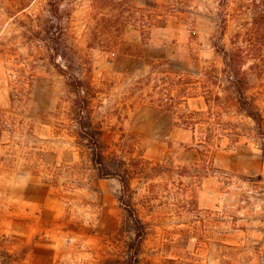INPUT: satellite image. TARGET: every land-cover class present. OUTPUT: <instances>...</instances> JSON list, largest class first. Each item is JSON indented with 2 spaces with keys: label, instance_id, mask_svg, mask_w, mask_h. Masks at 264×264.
Listing matches in <instances>:
<instances>
[{
  "label": "rangeland",
  "instance_id": "1",
  "mask_svg": "<svg viewBox=\"0 0 264 264\" xmlns=\"http://www.w3.org/2000/svg\"><path fill=\"white\" fill-rule=\"evenodd\" d=\"M161 1L107 0L100 10L94 0H62L60 5L68 20L66 42L77 50L80 68L85 66L83 58L92 59L94 82L103 89L95 116L103 124L108 152L128 158L114 145L123 143L125 134L140 142L147 159L172 162L179 170L201 162L193 133L173 127L168 113L147 105L141 94L128 92V86L147 72L146 58L168 59L173 70L193 72L202 60L220 61L211 45L217 31V17L208 10L211 0H192L189 18L168 16L153 28L147 45L139 29L129 26L124 40L135 48V56L110 55L88 46L91 26L118 13V3L150 8ZM44 4L36 0L33 12ZM129 14L125 10L119 20ZM22 31L0 0V109L27 122L20 134L5 132L0 139V264H124L134 234L119 201L120 183L100 179L89 150L77 146L68 129V81L26 43ZM252 77L255 87L249 95L264 116V75ZM14 94L22 95V102L13 104ZM200 105V99L190 102L193 109ZM224 118L240 127V135L227 131L213 150L210 158L217 172L195 182L175 172L148 184L134 182L135 207L148 223L142 264H225L229 249L224 244L237 246L234 264H264V124L258 129L233 107ZM187 195L195 196L202 210L199 217L178 215ZM208 210H228L237 229L215 224Z\"/></svg>",
  "mask_w": 264,
  "mask_h": 264
},
{
  "label": "trees",
  "instance_id": "2",
  "mask_svg": "<svg viewBox=\"0 0 264 264\" xmlns=\"http://www.w3.org/2000/svg\"><path fill=\"white\" fill-rule=\"evenodd\" d=\"M44 1L38 12L32 10L36 0H1V3L8 17L13 18L14 24L23 30L22 38L26 43L36 48L41 59L67 79L70 89L68 118L71 122L68 129L76 138L77 146L89 150L90 162L98 177L119 181V201L128 214L134 234L127 244L124 264H142L140 253L148 233V223L135 207L134 197L138 189L134 187V182L148 184L174 172L181 179L186 176L195 182L217 172L218 168L210 158L213 150L219 147L227 131H233L230 135L234 137L240 135V127L224 118L231 107L237 114L252 120L258 129L263 127L264 116L249 92L255 87L252 76L264 75V0H211L208 10L217 17V31L212 36L211 45L220 58L219 62L202 60L204 64L193 72L173 70V61L168 59L146 58L147 72L130 80L128 92L141 94L147 105L168 113L173 127L193 133L201 162L179 170L174 168L172 162L147 159L139 150L140 142L126 138L125 134H122L123 143L114 145L117 150L128 153V158H120L117 151L108 152L110 147L104 140L103 124L95 116V103L103 89L94 82L92 59L83 58L85 66L80 68L77 50L66 42L69 27L67 17L61 10L62 0ZM105 2L107 0H94L95 8L102 9ZM191 3L192 0H162L150 8H137L131 3L124 8L123 4L118 3V13L107 14L91 26L88 46L110 55L121 53L135 56V48L124 40V32L129 26L139 29L142 42L147 45L153 28L160 27L168 16L175 14L189 18L188 15L194 13ZM125 10L130 14L120 21ZM21 80L19 77L16 82ZM22 98V95L14 94L11 101L13 104L22 102ZM195 99L201 100L198 109L190 106L191 100ZM26 126L27 122L20 118V114H9L0 109V139L5 132L14 137ZM30 135H33L31 131ZM179 184L184 186L182 180ZM201 211L194 195H187L177 210L179 216L188 213L193 217H199ZM205 212L215 224L224 222L230 225L231 230L237 229L236 218L228 210ZM188 230H192V227ZM224 245L229 249V259L225 264H234L236 258L233 251L237 246Z\"/></svg>",
  "mask_w": 264,
  "mask_h": 264
}]
</instances>
